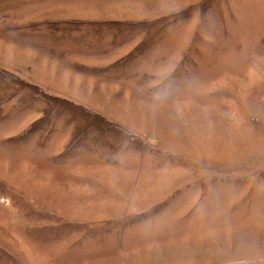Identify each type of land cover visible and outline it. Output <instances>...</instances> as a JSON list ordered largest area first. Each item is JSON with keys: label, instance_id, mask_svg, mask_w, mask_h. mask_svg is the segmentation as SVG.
I'll use <instances>...</instances> for the list:
<instances>
[{"label": "rangeland", "instance_id": "rangeland-1", "mask_svg": "<svg viewBox=\"0 0 264 264\" xmlns=\"http://www.w3.org/2000/svg\"><path fill=\"white\" fill-rule=\"evenodd\" d=\"M0 264H264V0H0Z\"/></svg>", "mask_w": 264, "mask_h": 264}, {"label": "clouds", "instance_id": "clouds-1", "mask_svg": "<svg viewBox=\"0 0 264 264\" xmlns=\"http://www.w3.org/2000/svg\"><path fill=\"white\" fill-rule=\"evenodd\" d=\"M167 103L166 101V98L161 96V97H158L154 103L152 104L151 106V111L153 113V115H157L159 114L160 112V109ZM173 119L175 120H182L184 118V108L177 104L174 108V111H173Z\"/></svg>", "mask_w": 264, "mask_h": 264}, {"label": "crops", "instance_id": "crops-1", "mask_svg": "<svg viewBox=\"0 0 264 264\" xmlns=\"http://www.w3.org/2000/svg\"><path fill=\"white\" fill-rule=\"evenodd\" d=\"M82 91V90H81ZM81 93V92H80Z\"/></svg>", "mask_w": 264, "mask_h": 264}]
</instances>
